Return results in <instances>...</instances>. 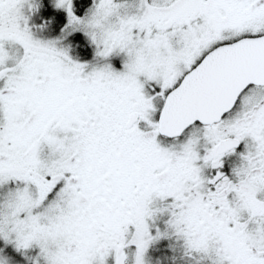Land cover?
<instances>
[{"label": "snow or ice", "instance_id": "6c2138e0", "mask_svg": "<svg viewBox=\"0 0 264 264\" xmlns=\"http://www.w3.org/2000/svg\"><path fill=\"white\" fill-rule=\"evenodd\" d=\"M0 264H264V0H0Z\"/></svg>", "mask_w": 264, "mask_h": 264}]
</instances>
